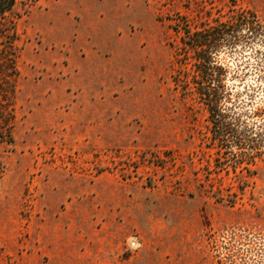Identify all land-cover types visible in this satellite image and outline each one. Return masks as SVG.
Returning a JSON list of instances; mask_svg holds the SVG:
<instances>
[{
  "label": "rangeland",
  "instance_id": "obj_1",
  "mask_svg": "<svg viewBox=\"0 0 264 264\" xmlns=\"http://www.w3.org/2000/svg\"><path fill=\"white\" fill-rule=\"evenodd\" d=\"M0 27V264H264V0H17Z\"/></svg>",
  "mask_w": 264,
  "mask_h": 264
},
{
  "label": "trees",
  "instance_id": "obj_2",
  "mask_svg": "<svg viewBox=\"0 0 264 264\" xmlns=\"http://www.w3.org/2000/svg\"><path fill=\"white\" fill-rule=\"evenodd\" d=\"M17 0H0V18H4L5 14L7 12H10L13 10L15 4H16ZM13 27H11L12 29ZM0 35L3 37H8L9 40H6V44L4 45V52L1 55L3 57L4 60V68H1L2 70H0V76L7 71V67L8 65H10L12 71L14 69L13 65H11L13 63V59L9 56L11 47H12V42L10 41L13 38V35L15 34V32H12V34H10V28L9 27H0ZM12 36V37H11Z\"/></svg>",
  "mask_w": 264,
  "mask_h": 264
}]
</instances>
